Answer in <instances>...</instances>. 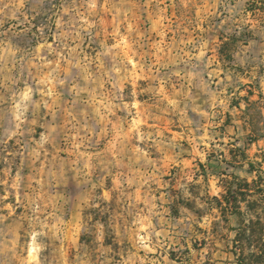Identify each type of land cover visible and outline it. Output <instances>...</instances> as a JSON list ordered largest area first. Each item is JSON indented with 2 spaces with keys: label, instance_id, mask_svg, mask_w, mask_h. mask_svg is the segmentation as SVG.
<instances>
[{
  "label": "rangeland",
  "instance_id": "1",
  "mask_svg": "<svg viewBox=\"0 0 264 264\" xmlns=\"http://www.w3.org/2000/svg\"><path fill=\"white\" fill-rule=\"evenodd\" d=\"M226 5L203 18L181 0H44L0 26L18 51L0 79V116L17 122L0 123V166L22 157L16 128L48 158L27 202L0 177V264H239L241 217L214 197L233 175L264 187V0ZM105 6L112 45L66 58L60 14L96 26Z\"/></svg>",
  "mask_w": 264,
  "mask_h": 264
},
{
  "label": "crops",
  "instance_id": "2",
  "mask_svg": "<svg viewBox=\"0 0 264 264\" xmlns=\"http://www.w3.org/2000/svg\"><path fill=\"white\" fill-rule=\"evenodd\" d=\"M44 0H0V26L10 20L14 19H27V17H33L39 12H42V3ZM185 6L191 8L196 12H200L203 18L210 15V13L220 12L222 13V7L226 5V0H181ZM237 1V0H236ZM178 3V2H177ZM176 4V2H175ZM230 4V3H229ZM232 6H235L231 2ZM104 12V21L99 22L96 26L88 25V22H79L75 23L72 19H64L63 15L60 14L58 21V41L66 47L62 51V54L68 59H80L82 55L90 58H97V55L106 51L108 46L112 45V27H111V15L110 12L105 6ZM238 12V11H237ZM108 13V14H107ZM237 19V18H236ZM233 25L236 26L234 21ZM226 19L225 16L220 20L216 21L215 24H212V28L216 29L221 33V36H218L219 40L224 42L226 29ZM88 28L90 36H84L83 30ZM223 30V31H221ZM92 45V50L87 48ZM104 49V50H103ZM170 59H176V52L169 49ZM17 45L11 37H2L0 38V79L5 78L6 73L11 70V67L5 63V61L14 60L17 55ZM244 57V56H243ZM242 58V57H240ZM8 67H7V66ZM8 68L7 70H5ZM1 109V108H0ZM8 118V119H6ZM15 122L14 117L9 116H0V123L6 122ZM48 128V126H47ZM54 128V127H53ZM32 127H25L24 129L16 128V130L11 131V138H15L16 143H19L20 147L16 148L15 152H21L22 157L18 161V164L13 166L5 167L0 166V177L5 178L10 182V185L14 188L13 192L21 201L25 200L26 202L33 197L37 198L40 192L37 191L39 188L40 180H44L46 173H48V158L43 156L40 151L38 155H34V150H39L40 148L34 149L27 145V142L33 140L32 137ZM52 129V128H51ZM48 132V131H47ZM46 132V133H47ZM45 133V132H44ZM49 132L47 134H52ZM45 136V135H44ZM54 136V135H53ZM40 153V154H39ZM2 172H6V176H3ZM55 179L57 183L60 182L59 175L60 169L56 167L54 169ZM31 201V200H30Z\"/></svg>",
  "mask_w": 264,
  "mask_h": 264
},
{
  "label": "trees",
  "instance_id": "3",
  "mask_svg": "<svg viewBox=\"0 0 264 264\" xmlns=\"http://www.w3.org/2000/svg\"><path fill=\"white\" fill-rule=\"evenodd\" d=\"M227 183L226 192L215 196L214 201L225 221L230 214L241 217L230 251L239 264H264V187L258 180L249 182L237 175Z\"/></svg>",
  "mask_w": 264,
  "mask_h": 264
}]
</instances>
